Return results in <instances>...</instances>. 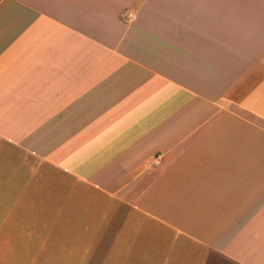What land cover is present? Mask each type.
Instances as JSON below:
<instances>
[{"label":"crops","instance_id":"1","mask_svg":"<svg viewBox=\"0 0 264 264\" xmlns=\"http://www.w3.org/2000/svg\"><path fill=\"white\" fill-rule=\"evenodd\" d=\"M0 264H264V0H0Z\"/></svg>","mask_w":264,"mask_h":264},{"label":"built area","instance_id":"2","mask_svg":"<svg viewBox=\"0 0 264 264\" xmlns=\"http://www.w3.org/2000/svg\"><path fill=\"white\" fill-rule=\"evenodd\" d=\"M161 159H162V156L159 155V156L156 158V160H155L156 164H160Z\"/></svg>","mask_w":264,"mask_h":264}]
</instances>
